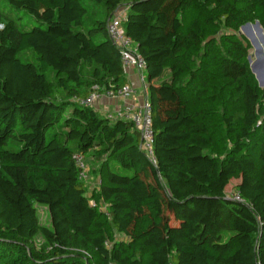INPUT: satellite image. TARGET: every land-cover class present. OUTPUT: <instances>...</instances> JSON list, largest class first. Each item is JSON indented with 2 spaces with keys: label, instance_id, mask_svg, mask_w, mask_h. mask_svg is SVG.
Segmentation results:
<instances>
[{
  "label": "trees",
  "instance_id": "trees-1",
  "mask_svg": "<svg viewBox=\"0 0 264 264\" xmlns=\"http://www.w3.org/2000/svg\"><path fill=\"white\" fill-rule=\"evenodd\" d=\"M124 6L155 164L131 122L81 105L128 84L107 32ZM255 22L264 0H0V264H264V89L235 35ZM75 153L106 156L91 196Z\"/></svg>",
  "mask_w": 264,
  "mask_h": 264
},
{
  "label": "built area",
  "instance_id": "built-area-1",
  "mask_svg": "<svg viewBox=\"0 0 264 264\" xmlns=\"http://www.w3.org/2000/svg\"><path fill=\"white\" fill-rule=\"evenodd\" d=\"M126 13L122 9L114 12L107 24V32L114 46L119 50L123 70L126 73L134 68L138 72L137 81L139 86L146 83V62L140 54L138 45L129 37L124 29ZM3 30V24L0 23V31ZM140 88L126 84L118 89L100 88L93 86L91 93L81 101V105L92 108L95 111L104 114L111 120H125L132 123L133 128L139 132L141 137L140 149L144 155L155 164L153 152L154 131L152 126V111L146 94L138 92ZM121 101V106L114 112L109 113L105 108V101ZM102 109V110H101ZM73 160L78 170V178L88 183V166L85 156L81 153H75ZM240 201V198H236ZM91 206L95 204L91 201Z\"/></svg>",
  "mask_w": 264,
  "mask_h": 264
},
{
  "label": "rangeland",
  "instance_id": "rangeland-1",
  "mask_svg": "<svg viewBox=\"0 0 264 264\" xmlns=\"http://www.w3.org/2000/svg\"><path fill=\"white\" fill-rule=\"evenodd\" d=\"M120 9H122V11H124V13H126L125 6L121 7ZM13 20L15 21L16 25L22 29H30L34 25V20L28 15H24L23 17H20L19 15H13ZM254 24L255 23L250 24L251 30L247 32L248 36H246L244 34V32H242L241 28L239 29V31L237 33H235V35H237L238 37L243 38L245 43L249 47V50H248V58L250 59L249 67L254 62L264 59V43L261 40V34H263V30L260 33L255 27H253ZM254 41H256L257 44ZM258 48L262 49V53H260V54L257 53ZM20 57L23 60L27 61L28 59L32 58V54L27 51L25 53L20 54ZM145 76H146V73H145ZM48 79L50 80V82H52V84L55 87V75L53 73L49 72L48 73ZM262 89H264V88H262ZM139 93L140 94L142 93L141 90L139 91ZM55 94L58 96V98L62 97V94L58 90L56 91ZM105 157L106 156L103 154H101L99 159L97 157L94 158L93 156H87L86 157V162H87V166H88V176H89L88 183H87L88 196H91V193L96 186L97 181H96L95 172L97 170L99 161L103 160ZM238 183H239V180H232L230 182V184L226 188L227 197L236 200L237 194L235 191V187ZM92 202L94 204H96L95 201H92ZM99 207L102 210H105V206L100 205ZM38 215H39V221L42 224H47L49 222V217H48V214H47V211L45 210V208L40 207L38 209ZM114 239L116 241H119V240H122L123 237L119 236V235H115ZM44 246H45L44 241L40 236H38L35 239V241L33 242V249L35 252H38L39 250L43 249ZM86 256L89 259H91L90 255L87 254Z\"/></svg>",
  "mask_w": 264,
  "mask_h": 264
},
{
  "label": "water",
  "instance_id": "water-1",
  "mask_svg": "<svg viewBox=\"0 0 264 264\" xmlns=\"http://www.w3.org/2000/svg\"><path fill=\"white\" fill-rule=\"evenodd\" d=\"M253 27H255L260 33L262 32V28L261 26L259 25L258 22H255V24L253 25ZM241 30L242 32H244V34L246 36H248V31L251 30V25L249 23L243 25L241 27ZM261 40L262 42L264 43V33L261 34ZM256 43V41H254ZM257 44V43H256ZM257 53L260 54L262 53V49L261 48H258L257 49ZM248 61L250 63V59L248 58ZM250 70H251V73L254 75L258 85L260 88H264V80L261 79L260 75L257 73V71H261L263 74H264V59L262 60H259V61H256L254 62L253 64L250 65ZM264 76V75H263Z\"/></svg>",
  "mask_w": 264,
  "mask_h": 264
},
{
  "label": "crops",
  "instance_id": "crops-1",
  "mask_svg": "<svg viewBox=\"0 0 264 264\" xmlns=\"http://www.w3.org/2000/svg\"><path fill=\"white\" fill-rule=\"evenodd\" d=\"M137 77H138V72L134 68L129 69L125 73V79H126L127 83L132 85V86H136V87L140 88L138 90V92L141 90L142 94L147 95V83H145L143 86H139V83L137 81ZM104 104H105V108H106L107 112L112 113L118 107L121 106V101L113 102V101L109 100V101H105Z\"/></svg>",
  "mask_w": 264,
  "mask_h": 264
},
{
  "label": "bare ground",
  "instance_id": "bare-ground-1",
  "mask_svg": "<svg viewBox=\"0 0 264 264\" xmlns=\"http://www.w3.org/2000/svg\"><path fill=\"white\" fill-rule=\"evenodd\" d=\"M257 73L260 75L261 79L264 80V76H263L264 74L261 71H259V70L257 71Z\"/></svg>",
  "mask_w": 264,
  "mask_h": 264
}]
</instances>
